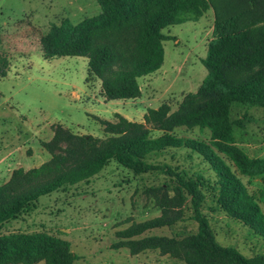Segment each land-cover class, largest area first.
I'll list each match as a JSON object with an SVG mask.
<instances>
[{"label": "rangeland", "instance_id": "rangeland-1", "mask_svg": "<svg viewBox=\"0 0 264 264\" xmlns=\"http://www.w3.org/2000/svg\"><path fill=\"white\" fill-rule=\"evenodd\" d=\"M100 11L96 0H0V52L9 61L6 75L0 77V184L9 179L13 169H28L50 158L41 141L51 138L57 124L76 134L105 139L109 134L101 119L114 122L122 115L143 122L147 108L167 103L172 111L187 93L199 88L207 74L202 63L206 16L162 29L169 36L162 41L163 62L154 72L137 78L140 96L136 98L106 99L101 80L88 70L85 56L45 58L42 38L53 24L64 19L77 23ZM228 116L230 144L248 158L264 159V107L234 103ZM144 126L149 136L163 132L152 123ZM171 132L212 143L207 128L179 126ZM212 148L263 207L264 169L241 173L225 153ZM146 158L195 182L200 211L219 245L233 247L246 257L264 254V230L230 216L219 206L217 176L202 155L179 147L155 151ZM163 204L173 224L142 235L181 239L196 231L190 196L178 188L173 177L162 170L134 173L110 159L87 180L39 196L16 218L0 225V235L44 232L65 239L77 256L74 264H187L157 248L131 254L125 247L113 246L117 231L159 216Z\"/></svg>", "mask_w": 264, "mask_h": 264}, {"label": "trees", "instance_id": "trees-1", "mask_svg": "<svg viewBox=\"0 0 264 264\" xmlns=\"http://www.w3.org/2000/svg\"><path fill=\"white\" fill-rule=\"evenodd\" d=\"M100 13L77 23L64 19L42 38L45 58L85 56L88 70L101 80L106 99L140 96L137 78L157 70L162 62V32L168 25L197 20L213 10V36L202 59L207 69L196 92L187 93L174 110L167 103L147 108L143 122L119 115L116 121L101 119L105 139L76 134L57 124L41 145L50 158L28 169L17 167L0 184V225L16 218L41 195L87 180L110 160L134 173L162 170L190 196L197 229L181 239L144 232L173 224L168 208L154 218L132 222L116 232L114 247L131 254L159 249L187 264H264V254L246 257L233 247L219 245L200 211V195L191 179H184L168 165L146 156L168 148H187L202 155L217 176V202L230 216L264 230V175L260 197L263 207L250 196L229 165L212 148L225 153L240 170L264 169V159L248 158L233 147L229 108L234 103L264 107V0H96ZM192 16H185V13ZM8 58L0 52V77L7 73ZM144 123L163 132L149 136ZM198 126L210 131L211 145L184 138L171 131ZM61 144H64L62 146ZM76 254L65 239L44 232L0 235V264H74Z\"/></svg>", "mask_w": 264, "mask_h": 264}, {"label": "crops", "instance_id": "crops-1", "mask_svg": "<svg viewBox=\"0 0 264 264\" xmlns=\"http://www.w3.org/2000/svg\"><path fill=\"white\" fill-rule=\"evenodd\" d=\"M202 16H206V20L208 21L206 28L202 30V32H204V36L206 40L205 45H206V50H207L208 40L211 39L213 36V20H214L213 10L209 8L208 10H206V12ZM202 16L199 17L197 20H191V21L197 22L198 20H200V18H202Z\"/></svg>", "mask_w": 264, "mask_h": 264}]
</instances>
